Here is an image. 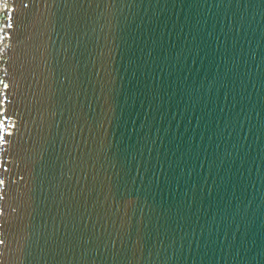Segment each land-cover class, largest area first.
<instances>
[{"label": "water", "instance_id": "1", "mask_svg": "<svg viewBox=\"0 0 264 264\" xmlns=\"http://www.w3.org/2000/svg\"><path fill=\"white\" fill-rule=\"evenodd\" d=\"M0 137V264H264V0H0Z\"/></svg>", "mask_w": 264, "mask_h": 264}, {"label": "snow or ice", "instance_id": "2", "mask_svg": "<svg viewBox=\"0 0 264 264\" xmlns=\"http://www.w3.org/2000/svg\"><path fill=\"white\" fill-rule=\"evenodd\" d=\"M8 27L9 28H11L12 27V25L11 24H9L8 25ZM5 87H7V85H5ZM3 141V137H0V142H2ZM3 183V181H0V184H2Z\"/></svg>", "mask_w": 264, "mask_h": 264}]
</instances>
